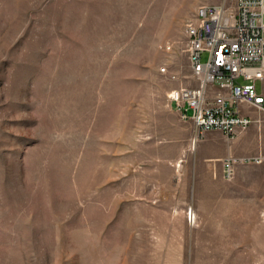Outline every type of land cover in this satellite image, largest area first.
Returning <instances> with one entry per match:
<instances>
[{
    "label": "rangeland",
    "instance_id": "374dc122",
    "mask_svg": "<svg viewBox=\"0 0 264 264\" xmlns=\"http://www.w3.org/2000/svg\"><path fill=\"white\" fill-rule=\"evenodd\" d=\"M234 1L0 0V264H264V123L229 153L167 99Z\"/></svg>",
    "mask_w": 264,
    "mask_h": 264
},
{
    "label": "built area",
    "instance_id": "2783aa9c",
    "mask_svg": "<svg viewBox=\"0 0 264 264\" xmlns=\"http://www.w3.org/2000/svg\"><path fill=\"white\" fill-rule=\"evenodd\" d=\"M185 35L196 86L171 91L169 107L181 121L190 122L198 136L220 132L233 139L252 124L261 126L264 90L257 85L264 82V0L199 6ZM243 108L253 110L256 117L245 114ZM261 160V155L226 157L224 178L231 180L237 164Z\"/></svg>",
    "mask_w": 264,
    "mask_h": 264
},
{
    "label": "crops",
    "instance_id": "0c3cea01",
    "mask_svg": "<svg viewBox=\"0 0 264 264\" xmlns=\"http://www.w3.org/2000/svg\"><path fill=\"white\" fill-rule=\"evenodd\" d=\"M259 87H261L264 90V82L262 84H259ZM256 131L257 127L255 125H251L247 130L239 133L235 138L233 145L229 149V153H238L243 150V147H245V151H249L250 147L256 143ZM205 149L210 148V145L206 143L203 145ZM239 148V149H238Z\"/></svg>",
    "mask_w": 264,
    "mask_h": 264
},
{
    "label": "bare ground",
    "instance_id": "6f19581e",
    "mask_svg": "<svg viewBox=\"0 0 264 264\" xmlns=\"http://www.w3.org/2000/svg\"><path fill=\"white\" fill-rule=\"evenodd\" d=\"M192 145H195L194 141H193V144Z\"/></svg>",
    "mask_w": 264,
    "mask_h": 264
}]
</instances>
